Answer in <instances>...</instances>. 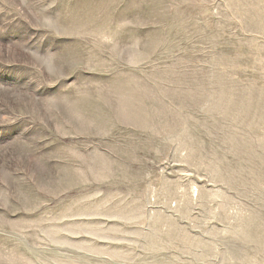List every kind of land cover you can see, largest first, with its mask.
<instances>
[{
    "label": "rangeland",
    "instance_id": "obj_1",
    "mask_svg": "<svg viewBox=\"0 0 264 264\" xmlns=\"http://www.w3.org/2000/svg\"><path fill=\"white\" fill-rule=\"evenodd\" d=\"M0 264H264V0H0Z\"/></svg>",
    "mask_w": 264,
    "mask_h": 264
}]
</instances>
